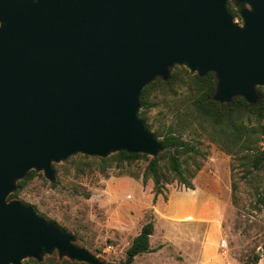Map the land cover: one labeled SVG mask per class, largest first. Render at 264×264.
Masks as SVG:
<instances>
[{
    "label": "water",
    "instance_id": "water-1",
    "mask_svg": "<svg viewBox=\"0 0 264 264\" xmlns=\"http://www.w3.org/2000/svg\"><path fill=\"white\" fill-rule=\"evenodd\" d=\"M0 0V264L58 250L110 264L75 236L8 200L32 170L81 152L165 149L140 116L141 93L174 65L217 78L213 98L260 100L264 0ZM122 264V263H117Z\"/></svg>",
    "mask_w": 264,
    "mask_h": 264
},
{
    "label": "rangeland",
    "instance_id": "rangeland-1",
    "mask_svg": "<svg viewBox=\"0 0 264 264\" xmlns=\"http://www.w3.org/2000/svg\"><path fill=\"white\" fill-rule=\"evenodd\" d=\"M228 1L237 11H241V6L248 7L236 0ZM234 20L243 23L240 16ZM172 73H175L172 83L156 84L151 90L154 106L146 113L149 128L152 132L177 131L185 141L201 147L202 155L187 153L182 156L183 166L193 183L224 200L219 228L222 251L232 264H249L255 254L261 256L258 264H264V202L259 200L261 195L264 197V168L252 169L239 154L225 151L202 131L199 120L192 115L188 89L189 74L197 72L177 64L171 68ZM117 153L112 151L101 157L78 152L55 161L54 180L46 177L44 170L34 169L35 174L25 188L8 200L33 206L39 215L73 234L75 244L102 261L125 264L126 250L133 238L147 221L156 222L158 203L157 199L154 202L153 179L144 178L149 158L154 156L148 154L149 158L143 156L129 163L118 162ZM160 162L162 172L170 181L164 196L168 199L171 192L186 191L188 188L178 181L176 174L167 169V157ZM107 163L109 166H105ZM192 174L194 177H190ZM163 206L162 199L157 209ZM156 225L153 244L159 245L158 249L162 246L163 235L172 234L177 228L158 221ZM169 251L172 248L167 252L141 254L131 264H172L175 259L168 257ZM174 255L177 257L176 253ZM22 264L89 263L73 260L54 250L44 252L40 260L25 257Z\"/></svg>",
    "mask_w": 264,
    "mask_h": 264
},
{
    "label": "trees",
    "instance_id": "trees-1",
    "mask_svg": "<svg viewBox=\"0 0 264 264\" xmlns=\"http://www.w3.org/2000/svg\"><path fill=\"white\" fill-rule=\"evenodd\" d=\"M228 9L234 16L241 17V11H237L228 1ZM243 6H241V10ZM242 18V17H241ZM188 71V70H187ZM191 82L188 85L192 115L199 120L202 131L205 132L213 141L218 143L222 149L229 153L239 154L252 169L264 168V88L258 86L257 91L260 100L256 104L249 103L243 97H236L232 102L221 103L213 98L216 91L217 78L215 73L210 72L205 76L198 73L189 74ZM175 73H172L169 80L165 81L157 77L154 81L145 86L141 93L140 116L144 119L147 127V110L154 106L150 98L151 90L156 84H170L173 82ZM253 121L256 122L253 123ZM150 129V128H149ZM156 137L162 142L165 149L160 153L149 158L146 153H131L126 150L118 151V162H133L141 157L149 158L148 165L144 172V178H152L154 181V202L158 195L165 192L166 184L170 181L165 177L161 168V158L167 157V169L175 173L178 181L186 188H195L194 183L187 176L183 166L182 156L187 153L202 155L204 152L196 143L185 141L177 131L162 133L154 132ZM162 136V138H160ZM108 162L109 159L103 158ZM107 163L105 166H109ZM35 170H30L27 175L18 180L17 189L12 192L8 199H11L25 188L28 181L34 176ZM190 177H194L192 174ZM233 189H235L233 183ZM166 198V197H165ZM167 199V198H166ZM260 202H264V197H259ZM155 231L154 220L147 221L140 232L133 238L130 246L126 250L125 264H131L135 257L141 253L152 251L151 236ZM261 259L260 254H255L249 264H258Z\"/></svg>",
    "mask_w": 264,
    "mask_h": 264
},
{
    "label": "crops",
    "instance_id": "crops-1",
    "mask_svg": "<svg viewBox=\"0 0 264 264\" xmlns=\"http://www.w3.org/2000/svg\"><path fill=\"white\" fill-rule=\"evenodd\" d=\"M194 185V189L188 188L181 194L171 192L167 200L163 194L158 195L156 222L177 230L163 235L162 246L158 249L159 245L153 244L154 231L150 239L152 251L141 254L167 252L170 247L172 251L168 257L175 259L172 264H232L222 251V233L219 230L224 200ZM162 199L164 206L159 210L157 207Z\"/></svg>",
    "mask_w": 264,
    "mask_h": 264
}]
</instances>
